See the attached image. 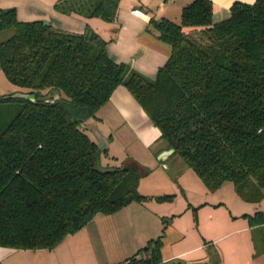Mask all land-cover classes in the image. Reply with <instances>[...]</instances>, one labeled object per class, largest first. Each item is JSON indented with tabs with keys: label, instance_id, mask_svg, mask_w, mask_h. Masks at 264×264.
I'll use <instances>...</instances> for the list:
<instances>
[{
	"label": "trees",
	"instance_id": "16d2710c",
	"mask_svg": "<svg viewBox=\"0 0 264 264\" xmlns=\"http://www.w3.org/2000/svg\"><path fill=\"white\" fill-rule=\"evenodd\" d=\"M118 5L58 0L55 8L111 22ZM213 10L211 0H192L178 22L150 18L148 31L171 51L149 78L115 61L107 40L89 26L61 30L0 8V31L14 29L0 41V69L22 92L35 94L33 101L0 95L1 247L51 249L98 215L132 201L171 199L139 192L145 169L134 160L97 169L101 151L87 125L119 85L210 191L232 182L250 201L264 195V0L234 1L217 22ZM54 90L59 98L44 101ZM244 216L264 253V210ZM161 238L122 264H162Z\"/></svg>",
	"mask_w": 264,
	"mask_h": 264
},
{
	"label": "crops",
	"instance_id": "0c3cea01",
	"mask_svg": "<svg viewBox=\"0 0 264 264\" xmlns=\"http://www.w3.org/2000/svg\"><path fill=\"white\" fill-rule=\"evenodd\" d=\"M57 1L0 0V8L14 7L19 20H47L54 28L61 30L82 32L89 26L107 40V51L115 61L125 62L147 77L154 78L157 69L167 60L171 48L148 31L150 18L166 17L178 22L182 7L192 0H119L117 17L111 22L98 17L86 18L63 13L55 8ZM234 1L251 3L254 0H211L214 5L212 21L227 18ZM108 107L124 122L133 135L134 142L138 144L140 153L126 158L138 162L145 169L139 180V192L148 196L173 194L171 199L132 201L112 214L98 215L77 232L65 236L51 249L22 250L0 246V262L122 264L149 239L159 235H162L163 263H187L210 258L217 261L219 258L212 245L217 239L230 234L241 235L243 248L248 247V257L236 264L254 261L251 257V236L249 234L248 243L245 236H242L244 231L249 230V223L229 230V214L220 217V206L214 207L215 204H221L223 187H230V182L210 191L174 152L168 154L162 162L158 161L157 154L168 146L160 139L159 129L122 85L117 86L109 100L98 109L100 117L91 119L87 125L97 142L92 127L107 140V148L104 149L107 152L100 150V156L108 160L117 159L118 156L116 150L111 153V148L116 143L114 133H103L96 121L108 118L105 113L108 112ZM110 165L115 163L111 162ZM187 183L197 184L198 192H185L184 190L189 189ZM175 186L177 189L182 188L184 195L181 196ZM178 200L181 202H176ZM259 255L264 256V253Z\"/></svg>",
	"mask_w": 264,
	"mask_h": 264
},
{
	"label": "rangeland",
	"instance_id": "374dc122",
	"mask_svg": "<svg viewBox=\"0 0 264 264\" xmlns=\"http://www.w3.org/2000/svg\"><path fill=\"white\" fill-rule=\"evenodd\" d=\"M13 32L14 29L12 27L1 30L0 41L11 36ZM17 92H22V89L9 82L0 69V95L7 96ZM106 110L108 111L105 112L108 115V118H105V120L97 119L96 121H98L99 128L103 133H114L116 137V143L115 146L111 148V153L113 152V150H116L118 152V156L117 159H111V161L101 155L100 163L103 167L119 166L126 157L136 155L135 153L139 152V148L138 144L134 142L133 135L130 133L129 129H127L128 127H126L124 122L117 117L115 111L109 107L106 108ZM96 115L100 117V113H97ZM111 162L115 163V165H110ZM128 163H131V159L126 158L123 164L126 165ZM162 166H164V164H162ZM199 180L203 182L200 178ZM187 186L189 187V189L184 190L185 192H198L197 184L187 183ZM223 188V195L222 197H220L221 204H215L214 207L216 208L220 206V217H223V214L224 216L226 215V213L229 214V218L231 220L228 221L229 230L238 229L245 226V224H248V218L244 216L243 213L246 212L247 214H254V212L257 210H264V195L252 196L253 198L250 201L249 199L241 195L237 187L232 182H230V187H227L226 185V187ZM181 189L182 188L177 189L175 186V190H177V192L182 196L184 195V191L183 189ZM214 198L217 199V197ZM176 202L180 203L181 201L178 200ZM247 226L249 227V230L247 229L246 231H244L242 233V236H245L247 243L249 234L251 236V257L254 261L247 260L246 264H264V256L261 255L260 257L259 255L262 248L261 242H259L258 239L254 237L255 230L251 226H249V224ZM214 242L215 243H213L212 248H215L216 255L218 256L219 260L213 261L211 264H236L237 261L241 260L243 262V260L248 257V247L246 246L245 249L243 248V239H241V235L239 234H230L228 236H223ZM238 253H240L239 256Z\"/></svg>",
	"mask_w": 264,
	"mask_h": 264
},
{
	"label": "water",
	"instance_id": "95a60500",
	"mask_svg": "<svg viewBox=\"0 0 264 264\" xmlns=\"http://www.w3.org/2000/svg\"><path fill=\"white\" fill-rule=\"evenodd\" d=\"M45 24H48L49 21L47 20H43ZM8 97H11V98H25V99H30V100H35V94L34 93H26V92H17V93H14V94H10L8 95ZM59 98V92L54 90V91H51L50 93H48V95L46 97L43 98L44 101H47V102H53L55 101L56 99ZM92 132L93 134L95 135L96 139L98 140L99 144H98V148L99 150H104L107 148V140L105 137H103L95 127H92ZM174 152V148L172 147H168V148H165V150H162L160 151L158 154H157V160L162 162L164 160V158L170 154ZM97 169L101 172H108V171H113V168H107V167H103L101 164H100V160L98 159L97 161ZM162 264H192V262H182V261H173V262H167V263H162Z\"/></svg>",
	"mask_w": 264,
	"mask_h": 264
}]
</instances>
